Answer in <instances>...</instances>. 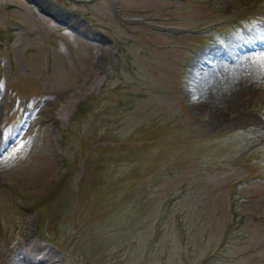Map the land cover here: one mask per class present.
I'll return each mask as SVG.
<instances>
[{
	"label": "rangeland",
	"instance_id": "1",
	"mask_svg": "<svg viewBox=\"0 0 264 264\" xmlns=\"http://www.w3.org/2000/svg\"><path fill=\"white\" fill-rule=\"evenodd\" d=\"M263 34L264 0H0V264H264Z\"/></svg>",
	"mask_w": 264,
	"mask_h": 264
},
{
	"label": "bare ground",
	"instance_id": "2",
	"mask_svg": "<svg viewBox=\"0 0 264 264\" xmlns=\"http://www.w3.org/2000/svg\"><path fill=\"white\" fill-rule=\"evenodd\" d=\"M98 84V79H96L94 82L91 83L90 88H95ZM71 108V105L69 104H63L59 110H58V114L61 117H66L69 113V110ZM43 247H39L37 244H33L32 242H28L26 244V247L21 249V251L19 250V252H17V257H18V261L21 264H28L26 262L27 258L29 257V254H32V252H36L37 249H40ZM45 249V248H43ZM45 257L43 258V262L42 264H54L55 260H52L53 256L49 255V251L45 253ZM12 264H16V263H12Z\"/></svg>",
	"mask_w": 264,
	"mask_h": 264
}]
</instances>
